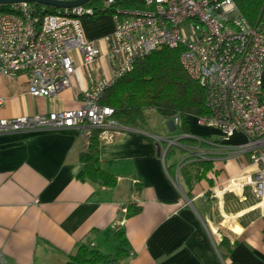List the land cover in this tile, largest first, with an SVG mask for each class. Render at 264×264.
Here are the masks:
<instances>
[{
    "label": "crops",
    "instance_id": "crops-1",
    "mask_svg": "<svg viewBox=\"0 0 264 264\" xmlns=\"http://www.w3.org/2000/svg\"><path fill=\"white\" fill-rule=\"evenodd\" d=\"M80 26L83 38L96 42L100 55L95 62L86 66L80 53L72 51L73 84L52 98L30 95L24 73L0 75V119L75 109L94 81L111 76L104 42L114 27L111 15L83 18ZM185 119L190 124L194 117ZM178 126L167 128L175 132ZM235 136L243 141L231 143ZM200 137L191 131L179 134L182 145L207 155L184 164V158L168 161L176 156L174 150L165 153L170 138L123 126L108 131L99 144L100 168L115 180L108 187L79 179L80 156L89 146L84 133L58 128L0 134L4 263L65 264L87 244L106 254L123 247L127 256L119 264H264V213L253 197L227 193L216 199L210 192L214 180L235 174L226 160L241 164L246 157L225 158L206 141L199 142ZM244 141L237 133L228 142ZM198 161L213 167L206 178L188 185L182 170ZM128 206L135 214L126 216Z\"/></svg>",
    "mask_w": 264,
    "mask_h": 264
},
{
    "label": "built area",
    "instance_id": "built-area-1",
    "mask_svg": "<svg viewBox=\"0 0 264 264\" xmlns=\"http://www.w3.org/2000/svg\"><path fill=\"white\" fill-rule=\"evenodd\" d=\"M101 1L109 7L116 0ZM49 9L27 2L0 6V75L26 74L27 92L41 98L55 97L72 86L76 71L72 51L80 53L86 66L100 55L96 42L83 38L80 26L81 19L95 16L93 7ZM110 15L114 27L104 42L111 76L94 81L75 109L0 119V134L58 128L83 134L91 128L101 129L102 138L122 129L112 118V108L100 103L104 91L138 58L161 46H180L183 68L205 93L208 115L196 118L197 124L218 132L217 141L205 143L225 158L246 157L236 177L214 180L211 196L250 194L264 213V32L247 23L233 0H143L142 9H116ZM171 120L174 126L179 123L176 116ZM237 133L245 141L230 144ZM176 146L190 159H207L205 152L182 145L180 138L167 140L165 153ZM0 264H5L1 252Z\"/></svg>",
    "mask_w": 264,
    "mask_h": 264
},
{
    "label": "trees",
    "instance_id": "trees-1",
    "mask_svg": "<svg viewBox=\"0 0 264 264\" xmlns=\"http://www.w3.org/2000/svg\"><path fill=\"white\" fill-rule=\"evenodd\" d=\"M247 23L264 32V0H233ZM95 9V15L112 13L116 9L134 10L143 8V0H116L109 7L101 0H90L87 3ZM7 11V7H1ZM51 12L56 10L51 8ZM183 48L158 47L147 55L138 58L131 70L117 79L102 95L100 103L113 110V120L120 126L142 129L147 111H155L166 122L178 117L181 134H190V124L186 116L194 118L208 115L205 105L204 89L192 79L180 62ZM84 135L89 141L88 150L80 156L82 169L79 174L81 181H101L111 187L115 180L100 168L99 144L101 129L86 128ZM192 143V139L184 138ZM173 152L170 148L166 154ZM182 170L187 184L191 180L206 178L212 169V162L198 161L186 164ZM191 168V169H190ZM216 173H218L216 171ZM212 185V181H210ZM128 206L126 216L135 214L136 209ZM120 236L122 235L119 232ZM223 245L228 246V240L222 239ZM127 256L125 249L119 247L114 253L106 254L81 244L73 255L68 257L65 264H119Z\"/></svg>",
    "mask_w": 264,
    "mask_h": 264
},
{
    "label": "rangeland",
    "instance_id": "rangeland-1",
    "mask_svg": "<svg viewBox=\"0 0 264 264\" xmlns=\"http://www.w3.org/2000/svg\"><path fill=\"white\" fill-rule=\"evenodd\" d=\"M99 15H101V14H99ZM105 15H109V14L105 13ZM190 124H191V130L190 131L192 133H198L199 135H201L200 139H202V140L205 139V141H208L209 140L208 138L217 137L216 136V131H214L213 129H209V128H206V127H203V126H199L197 124V119L196 118L190 119ZM177 128L178 129L175 132H169V130H168L167 126H166V121L162 120L155 111H147L145 122L142 125V129L144 131H148L150 133L157 134L158 136H160V137H162L164 139H166V138H170V139L179 138V134L181 133L180 132V127L178 126ZM235 141L242 142L243 138L241 136H235L234 138H232L230 140L231 143L235 142ZM182 142H184V141H182ZM180 143H181V141H180ZM181 144H184V143H181ZM173 150L176 153V156L174 158H172V159L170 158V160H168V161H171L173 159L181 160L183 158H184V161H183L184 164L187 163L188 161H190V158H187L188 157V153H186L185 151H182V149L179 150L177 147H173ZM171 156L172 155H169L168 157H171ZM229 160H226L227 162H229L227 164L232 168V170L234 171L235 174H233V175H231L229 177H223V178H221L220 181H228V180L236 177L240 173V169H242V167L246 165V162L238 164L236 162H233L231 160L229 161ZM230 193L239 194L238 191H233V192H230ZM218 216H221V215H216V217H218Z\"/></svg>",
    "mask_w": 264,
    "mask_h": 264
},
{
    "label": "water",
    "instance_id": "water-1",
    "mask_svg": "<svg viewBox=\"0 0 264 264\" xmlns=\"http://www.w3.org/2000/svg\"><path fill=\"white\" fill-rule=\"evenodd\" d=\"M90 0H73L68 2H59L53 0H0V6H6L15 3L27 2L33 4H42L53 9H69L77 6L86 5ZM172 124V120L166 122V125L169 126Z\"/></svg>",
    "mask_w": 264,
    "mask_h": 264
}]
</instances>
